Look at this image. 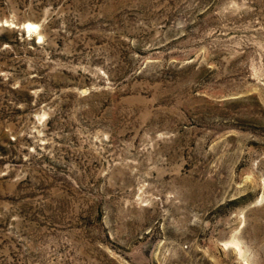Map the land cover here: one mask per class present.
<instances>
[{
	"label": "rangeland",
	"instance_id": "obj_1",
	"mask_svg": "<svg viewBox=\"0 0 264 264\" xmlns=\"http://www.w3.org/2000/svg\"><path fill=\"white\" fill-rule=\"evenodd\" d=\"M0 264H264V0H0Z\"/></svg>",
	"mask_w": 264,
	"mask_h": 264
}]
</instances>
